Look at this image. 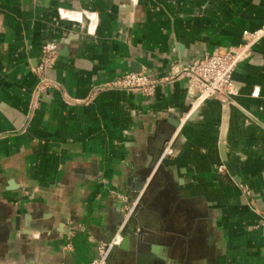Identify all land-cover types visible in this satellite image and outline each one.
<instances>
[{
    "label": "crops",
    "instance_id": "crops-1",
    "mask_svg": "<svg viewBox=\"0 0 264 264\" xmlns=\"http://www.w3.org/2000/svg\"><path fill=\"white\" fill-rule=\"evenodd\" d=\"M262 24L264 0H0V264H91L137 190L150 243L108 264L147 262L150 244L167 264H264V38L233 100L187 121L183 72ZM45 47L57 85L37 92ZM137 69L151 94L113 86Z\"/></svg>",
    "mask_w": 264,
    "mask_h": 264
},
{
    "label": "built area",
    "instance_id": "built-area-1",
    "mask_svg": "<svg viewBox=\"0 0 264 264\" xmlns=\"http://www.w3.org/2000/svg\"><path fill=\"white\" fill-rule=\"evenodd\" d=\"M262 37H264V26L253 32L245 31L243 42L240 45L219 49L184 69L183 72L189 75L198 90L193 108L200 106L206 99L212 97H219L224 101L233 100L234 96L238 94V87L233 79L234 71L239 62L251 54L254 44ZM56 56L57 51L54 48L45 47L43 49L36 68V72L40 76L37 92L57 85L56 82L44 75L46 70L54 66ZM156 84V81L151 80L144 72H129L113 82V86L140 90L144 94H151ZM225 169L224 164L217 165L218 172L222 173ZM119 197L124 200L122 195ZM121 241L122 238L117 236L108 243H101L97 250L98 257L91 264H106L109 250L113 246L120 245Z\"/></svg>",
    "mask_w": 264,
    "mask_h": 264
},
{
    "label": "water",
    "instance_id": "water-1",
    "mask_svg": "<svg viewBox=\"0 0 264 264\" xmlns=\"http://www.w3.org/2000/svg\"><path fill=\"white\" fill-rule=\"evenodd\" d=\"M262 26H264V24H262L260 27L254 29V30H245V31L253 32V31L261 28ZM244 32H243V36H244ZM243 36H242V42H243ZM262 38H264V37H262ZM262 38L260 40H262ZM240 44H238V45H240ZM238 45H236V46H238ZM232 47H234V46H232ZM134 71H136V73H140V69H137ZM195 100H196V96H191L189 101H188L187 110L185 111V113H188V114L185 118V121L192 119L197 114V111L201 107V105H200V106H197L196 108H193ZM180 123H181V120H177L176 122H173L172 124H173L174 128L170 131V133L167 134L166 136L158 137L155 149L152 150V152H151L152 157L149 159L150 160L149 161V164H150L149 165V172L150 173L153 171V169L157 166L158 162L160 161L162 152L165 149L164 148L165 143L171 138V136L174 134L175 129L180 125ZM144 181H145V178H144L143 182ZM138 191L139 190H137L136 194H134V197L130 196V198H129L127 196V201H124L120 197L117 196V198H118V200H119V202L123 208V211L121 212V214H122L121 219L118 223V226H117L115 232L110 237H108L107 239L102 240L98 243L97 250H98V246L101 243H104V242L108 243L117 236L122 238L120 245H118L122 249H128L132 240H134L133 239L134 237L136 240V241L135 240L134 241L136 242V245H138V246L140 245L142 247V246L147 245V243L148 244L150 243V241L148 240V237L142 235L143 225L141 224V217L140 216L142 215V212L144 211L143 202H142L143 200L140 198L141 200L139 199L137 204L134 207L132 204L139 196ZM122 195H124V194H122ZM134 234H136L137 236H131ZM118 246H113L109 250L108 255L106 257V264H108V262L110 261L111 255L115 252V250ZM150 252H151V256L149 257L148 261L147 262H145V261L141 262V264H167V257H165L163 255V253H161V248L159 246H157L155 244H150ZM97 257H98V252L93 257L91 262Z\"/></svg>",
    "mask_w": 264,
    "mask_h": 264
}]
</instances>
